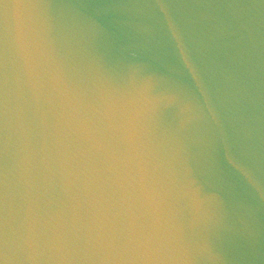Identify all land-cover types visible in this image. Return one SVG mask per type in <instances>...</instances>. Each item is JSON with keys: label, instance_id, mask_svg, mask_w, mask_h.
<instances>
[{"label": "clouds", "instance_id": "obj_1", "mask_svg": "<svg viewBox=\"0 0 264 264\" xmlns=\"http://www.w3.org/2000/svg\"><path fill=\"white\" fill-rule=\"evenodd\" d=\"M0 264H264V0H0Z\"/></svg>", "mask_w": 264, "mask_h": 264}]
</instances>
